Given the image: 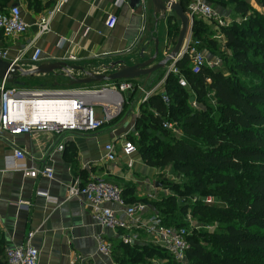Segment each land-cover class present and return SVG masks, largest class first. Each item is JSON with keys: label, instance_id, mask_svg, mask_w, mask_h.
<instances>
[{"label": "crops", "instance_id": "crops-1", "mask_svg": "<svg viewBox=\"0 0 264 264\" xmlns=\"http://www.w3.org/2000/svg\"><path fill=\"white\" fill-rule=\"evenodd\" d=\"M116 1L39 0L37 7L30 0H7L4 11L20 8L29 29L25 35L16 38H7L0 31V53L7 54L6 61L15 62L22 70L30 71L34 69L30 61L33 49L38 48L42 51L39 65L64 63L96 74L111 73L109 69L115 64L131 67L153 58L157 48L156 25L159 18L153 13L151 0H142L141 7L136 11L130 9L129 0L119 9L115 6ZM172 1L184 2L188 7L201 1L228 22L241 24L245 21L238 14L234 0ZM242 1L264 14L258 0ZM62 2L61 11L53 16L50 32L36 39L38 23ZM110 15L117 17V24L112 30L106 26ZM204 22L215 29L212 23ZM173 23L179 24V21ZM166 25L165 50L159 52L154 65L161 63L174 48L167 22ZM141 55L144 56L143 60ZM71 56L76 61H69ZM166 67L156 80L151 81L155 72L149 79L144 78V83L133 81L140 88L125 95L123 115L95 133H64L57 139L46 135L6 134L0 139V249L4 252V260L6 251L25 245L30 234L34 235L31 246L39 251V264H130L131 258L125 254L128 248H136L139 253L159 248L143 232H139L140 238L136 243L125 245L123 238L135 231L103 229L93 219L83 198L67 200V195L68 189L76 180L84 185L91 180L103 178L118 185L124 193V187L130 186L125 194L129 205L145 207L139 221L151 222L157 219L150 214L152 206L140 201L160 200L167 191L155 178L159 172L145 165L139 153L130 159L126 158L121 153V147L123 136L136 134L137 113L139 107L141 110L140 102L143 97L140 89H154L162 80ZM60 73L19 77V82L24 83L26 88L32 87L31 89H49L44 84L52 83L53 89L76 91L98 89L97 85H102L72 88L68 86L67 77ZM71 74L78 79L84 77V73L80 71ZM128 107L130 110L126 114ZM98 115L101 116L100 113ZM60 144L64 145L63 152L57 150ZM109 144H115L118 148V159L114 163L107 162L104 158V148ZM14 150L23 151L27 158L18 164L27 162L39 169L50 167L54 172V179H31L20 171L8 168L7 159L13 155ZM130 162L133 164L132 168L129 167ZM111 208L117 210L115 206ZM100 236L110 246V257H104L98 252L97 239ZM145 261L150 264L169 262L165 254L157 253Z\"/></svg>", "mask_w": 264, "mask_h": 264}, {"label": "trees", "instance_id": "trees-1", "mask_svg": "<svg viewBox=\"0 0 264 264\" xmlns=\"http://www.w3.org/2000/svg\"><path fill=\"white\" fill-rule=\"evenodd\" d=\"M6 1L0 0V10ZM30 1L39 7V0ZM233 2L245 21L222 29L229 52L221 58L226 72L206 67L194 75L184 58L178 66L188 88L170 76L164 86L169 104L152 96L141 106L136 134L128 136L145 165L169 167L182 180L165 186L169 194L160 200L140 202L155 209L162 226L184 228L188 215L203 225L202 232L194 230L187 238L186 264H264V14L245 1ZM258 3L264 9V0ZM181 5L187 13L188 5ZM174 21L168 22V32L175 45L180 23ZM192 31L204 51L215 47L203 19L194 18ZM24 85L19 78L10 84ZM166 121L178 125L180 139L162 128ZM124 188L122 197L129 205L125 194L130 186ZM195 198L200 201L192 203ZM206 198L213 203L204 204ZM207 226L214 230H204ZM152 249L139 253L128 248L125 254L130 264H150L145 260L156 253L165 254L168 264H180L164 250ZM0 264H7L2 249Z\"/></svg>", "mask_w": 264, "mask_h": 264}, {"label": "built area", "instance_id": "built-area-1", "mask_svg": "<svg viewBox=\"0 0 264 264\" xmlns=\"http://www.w3.org/2000/svg\"><path fill=\"white\" fill-rule=\"evenodd\" d=\"M128 0H117L115 6L119 9ZM63 2L59 3L53 11L38 23V34L36 39L50 32V24L53 16L61 11ZM189 30L186 34L182 49L178 57L171 61L166 67L165 74L151 91L140 89L143 97L140 105L147 103L154 95H160L165 104H169L170 99L166 95L164 88L168 78L174 76L178 80L181 88H188L186 78L178 66L184 58L189 61V68L194 75L199 74L202 69L209 67L216 69L221 67V61H208L205 51L202 49L200 40L194 37L192 27L194 18H201L208 23H212L214 28L222 31L231 26L220 17L213 8L201 1L193 3L188 10ZM117 24V17L110 15L106 26L112 30ZM29 25L24 21L20 8L14 7L7 11L0 10V31L7 38L21 37L27 33ZM42 51L33 49L31 64L36 68L41 62ZM0 58L7 60L6 53H0ZM69 61H76V58L69 57ZM12 64H15L13 62ZM133 81H120L106 84L98 89L69 90V89H28L10 86L6 81H0V139L9 134L11 136L22 135H46L58 138L64 133H95L105 125L118 120L126 105L125 95L139 90ZM61 104L56 114L42 113L37 107L42 103ZM192 106L197 107V103L192 101ZM98 109V112H97ZM100 113L101 116L98 115ZM140 107L137 113L139 117ZM162 128L171 133L175 138L180 139L182 132L174 122H163ZM121 153L130 159L136 155L137 149L128 139V135L123 136ZM59 152L64 151V145L57 147ZM105 160L114 163L118 159V148L115 144H109L104 148ZM23 151L14 150L13 155L7 159V167L15 171H20L25 177L31 179L44 178L54 179V172L50 167L39 169L26 161ZM132 162L129 167L132 168ZM40 194H44L41 193ZM45 196V194H44ZM47 196V195H46ZM83 198L90 208L93 219L105 230H130L135 231L132 235L124 237L125 245H133L139 238V232L145 233L152 243L164 250L176 262L186 264V254L189 248L188 232L186 228L165 227L156 219L155 221H139V217L145 212V207L141 205L130 206L122 197V192L118 186L109 183L105 179H95L82 185L80 180H76L74 185L68 189L67 200ZM200 200L195 198L192 203ZM212 198L203 199L204 204H212ZM115 206L117 210L112 209ZM190 220L191 216L188 215ZM1 225V218H0ZM33 234L28 236L25 245L15 247L6 251L7 264H39V251L31 246L30 242ZM98 252L104 257L111 256V249L102 236L98 237Z\"/></svg>", "mask_w": 264, "mask_h": 264}, {"label": "water", "instance_id": "water-1", "mask_svg": "<svg viewBox=\"0 0 264 264\" xmlns=\"http://www.w3.org/2000/svg\"><path fill=\"white\" fill-rule=\"evenodd\" d=\"M153 6V13L159 20L166 21L178 20L180 23L179 35L175 47L171 53L158 65H154L159 54L158 42L156 41L157 48L153 58L143 61L134 66H126L123 64H115L110 67L109 74H96L94 72H85L78 67H69L64 63H54L50 65H39L30 71H24L20 67L11 62L4 61L0 58V81H6L12 84L17 78L22 77H35L57 75L61 72V76L67 77L69 80V87H82L95 84H106L118 81H135L139 78L149 79L153 73L162 70L166 65L175 60L182 49L186 34L189 30V18L182 8L180 2H173L172 0H151ZM142 5V0H129V7L132 11L138 10ZM144 56L141 55V60ZM80 71L84 73V77L78 79L74 77L71 72Z\"/></svg>", "mask_w": 264, "mask_h": 264}, {"label": "rangeland", "instance_id": "rangeland-1", "mask_svg": "<svg viewBox=\"0 0 264 264\" xmlns=\"http://www.w3.org/2000/svg\"><path fill=\"white\" fill-rule=\"evenodd\" d=\"M166 29H167L166 21L159 20L157 25H156V34L157 35L156 34L155 35L157 37L156 41L158 42V49H159L160 53L165 50ZM211 30L213 31L212 35H211L212 39L216 42V44H215V47H211V46L207 47V50H205L206 57H207L208 61H212V60L221 61V58H223V57H225L226 55L229 54L227 48L225 47V42H226L225 36L223 35L222 31H215V29H211ZM174 47H175V45H174ZM221 63H222V61H221ZM221 65L222 66L220 67V69H217V70H221V71L226 72L224 64L222 63ZM162 72H163V69L157 71L154 74V76L152 77L151 81L152 80H156L162 74ZM137 82L144 83L145 79L143 77L139 78V79H137ZM32 84H34V83H32ZM103 85L104 84L97 85V87L100 88ZM28 87H29L28 89L32 88L30 86H28ZM35 89H38V88H35ZM129 110H130V107H128V109L126 110V114L129 112ZM97 112H98V109H97ZM106 126L107 125H105L104 127H106ZM156 171L159 172V175H157L155 178L157 179L158 183H160L162 186H164V187L168 186V185L171 186V185H174V183L182 184V180L179 178L178 175H176V173L173 172V170L171 168L167 167V168H164V169H157ZM168 194H169V192L167 190L162 195L166 196ZM163 196H161V197H163ZM183 201L184 200H182V201L178 200L179 206L184 204ZM150 214L154 218H156L158 216V213L155 211L154 208H153V211ZM150 214H149V216H150ZM184 223H185V227L184 228H186V230L188 232V235H191L194 230L202 232L201 229H202L203 225H201L198 220H195L192 217L189 220V218L187 216L184 219ZM204 230L213 231L214 228L213 227L211 228V226H207V227H205Z\"/></svg>", "mask_w": 264, "mask_h": 264}, {"label": "bare ground", "instance_id": "bare-ground-1", "mask_svg": "<svg viewBox=\"0 0 264 264\" xmlns=\"http://www.w3.org/2000/svg\"><path fill=\"white\" fill-rule=\"evenodd\" d=\"M61 104H56V103H42L40 104L37 108L42 111V113H51V114H56L57 111L59 110V107Z\"/></svg>", "mask_w": 264, "mask_h": 264}]
</instances>
